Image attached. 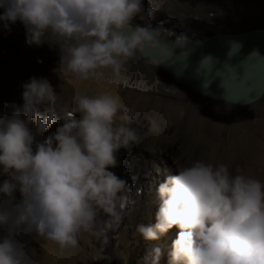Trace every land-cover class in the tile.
Instances as JSON below:
<instances>
[{
    "label": "clouds",
    "instance_id": "clouds-1",
    "mask_svg": "<svg viewBox=\"0 0 264 264\" xmlns=\"http://www.w3.org/2000/svg\"><path fill=\"white\" fill-rule=\"evenodd\" d=\"M17 21L26 45L57 49L58 64L81 80L107 72L119 77L133 58L180 79L202 44L165 21L153 25L143 0H0V31L8 35ZM240 48L229 41L223 62L206 55L195 70L218 112L249 102L257 80L264 81V55L252 50L233 62ZM212 81L220 95L207 91ZM20 87L22 105L0 116V264H32V233L63 250L76 246L81 232L119 228L136 203L131 185L110 170L119 149L140 142L130 126L136 109L107 92L77 93L74 103L62 102L43 77ZM146 119L148 130L158 133L159 120ZM57 121L63 123L36 140ZM155 192V223L137 224L135 231L153 241L175 226L168 264H264V181L225 163L195 159L177 165ZM161 254L158 246L146 249L143 264H159Z\"/></svg>",
    "mask_w": 264,
    "mask_h": 264
},
{
    "label": "bare ground",
    "instance_id": "bare-ground-1",
    "mask_svg": "<svg viewBox=\"0 0 264 264\" xmlns=\"http://www.w3.org/2000/svg\"><path fill=\"white\" fill-rule=\"evenodd\" d=\"M143 3L153 25L165 21L166 27L178 32L186 30L193 37L218 30L235 32L264 26V0H143ZM10 28L8 35L0 31L1 111L6 101L11 103L7 109L10 113L13 105L17 108L22 105V82L30 77H43L54 86L62 102L74 103L77 93L107 92L139 113L130 126L140 142L131 150L119 149L115 154L117 166L110 169L126 181H138L131 194L136 203L127 210L123 223L101 233L81 232L77 245L63 250L55 242L32 233L27 238L32 264H143L145 250L152 246L161 249L159 264H168L171 242L179 230L173 226L158 239L144 241L135 227L155 223L159 205L156 187L167 176L177 173V165L186 166L195 159L214 165L225 163L230 169L238 168L264 181V97L247 106L235 105L238 110L232 108L228 116L224 111L201 110L205 105L214 107L212 103L216 101L208 98L212 103L201 100L194 104L192 94L196 92L175 82L162 67L152 70L140 58L129 60L119 77L107 72L100 79L81 80L58 64L57 49L50 50L46 43L39 47L26 45L25 29L19 21ZM261 103L259 110L246 109H255ZM148 116L159 120L158 133L148 130ZM60 123L63 121L51 125L36 140L42 141ZM30 128L34 131V125ZM3 178L0 176V180ZM141 187L143 193L137 195L136 189ZM104 218L105 214L100 213L99 219Z\"/></svg>",
    "mask_w": 264,
    "mask_h": 264
},
{
    "label": "water",
    "instance_id": "water-1",
    "mask_svg": "<svg viewBox=\"0 0 264 264\" xmlns=\"http://www.w3.org/2000/svg\"><path fill=\"white\" fill-rule=\"evenodd\" d=\"M193 38L200 40L202 44L200 47H197L189 57L188 69L183 78L178 79L171 70L162 68L170 74L175 82L183 84L194 92L207 98H210V96L204 94V78L195 75V70L204 56L211 55L218 61L223 62L226 59L229 41H236L241 45L239 53L233 57V62L242 59L252 50H256L264 55V26L235 32L218 30ZM207 91L212 95H220L223 90L218 86V81H212L208 84ZM262 91H264V81L258 79L255 92L251 94L252 96L249 98V102L238 103L236 105L247 106L261 100L264 97Z\"/></svg>",
    "mask_w": 264,
    "mask_h": 264
},
{
    "label": "rangeland",
    "instance_id": "rangeland-1",
    "mask_svg": "<svg viewBox=\"0 0 264 264\" xmlns=\"http://www.w3.org/2000/svg\"><path fill=\"white\" fill-rule=\"evenodd\" d=\"M223 2H224V0H223ZM237 30H243V28H241V29H237ZM186 89H188L190 92H191V94L192 93H194V92H192L189 88H187V87H185ZM196 93H194V94H192V97H193V100H194V104H195V102H197V103H200V101L201 100H203V101H207V102H210V103H212V101L210 100V99H208V98H205V97H203V96H201V95H198V94H196ZM198 95V96H197ZM214 102V101H213ZM216 103V102H215ZM212 105H214L213 103H212ZM263 105V103H261V105L260 106H255V109L253 108V107H246V109L247 110H259V108H261V106ZM264 107V106H263ZM201 108V110H214V107H212V106H203V107H200ZM232 110H238V109H236L235 107H233V109ZM225 116H228L229 115V113L228 112H226V114H224ZM239 166H240V164H238Z\"/></svg>",
    "mask_w": 264,
    "mask_h": 264
}]
</instances>
